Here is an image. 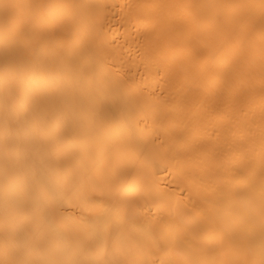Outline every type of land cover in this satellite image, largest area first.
Returning a JSON list of instances; mask_svg holds the SVG:
<instances>
[{"label": "bare ground", "instance_id": "1", "mask_svg": "<svg viewBox=\"0 0 264 264\" xmlns=\"http://www.w3.org/2000/svg\"><path fill=\"white\" fill-rule=\"evenodd\" d=\"M0 264H264V0H0Z\"/></svg>", "mask_w": 264, "mask_h": 264}]
</instances>
